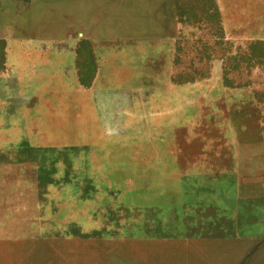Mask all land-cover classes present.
Masks as SVG:
<instances>
[{"label": "rangeland", "instance_id": "374dc122", "mask_svg": "<svg viewBox=\"0 0 264 264\" xmlns=\"http://www.w3.org/2000/svg\"><path fill=\"white\" fill-rule=\"evenodd\" d=\"M134 1L174 65L117 73L79 0H0V264H264V0Z\"/></svg>", "mask_w": 264, "mask_h": 264}, {"label": "crops", "instance_id": "0c3cea01", "mask_svg": "<svg viewBox=\"0 0 264 264\" xmlns=\"http://www.w3.org/2000/svg\"><path fill=\"white\" fill-rule=\"evenodd\" d=\"M91 1H94V10L101 7L102 13V17L95 15L93 18V26L98 27L94 30L88 28L87 19V9H91ZM78 7L80 28L85 39L97 38L102 25L110 26L111 34L106 39L111 40V47L115 49L111 52V57L116 56V64L121 66L117 73H124L123 68L126 73L132 72L133 70H129L131 65L160 63L167 67L175 64L177 26L175 23L169 24L167 16L159 14V7L148 8L146 15V6L134 0H106L104 4L96 0H79ZM178 37H181V24L178 25ZM163 77L173 78L167 75ZM245 142L251 141L246 139Z\"/></svg>", "mask_w": 264, "mask_h": 264}]
</instances>
